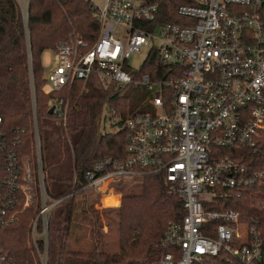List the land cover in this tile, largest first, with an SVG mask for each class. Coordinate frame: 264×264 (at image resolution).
<instances>
[{"label":"built area","instance_id":"1","mask_svg":"<svg viewBox=\"0 0 264 264\" xmlns=\"http://www.w3.org/2000/svg\"><path fill=\"white\" fill-rule=\"evenodd\" d=\"M14 1L28 26L31 0ZM92 6L99 36L90 48L76 35L56 43L45 92L96 74L152 94L145 111L124 121L125 155L96 159L84 188L106 195L119 182L163 173L185 214L169 223L161 243L166 250L154 264H206L221 252L235 264H264V204L249 219L227 204L264 181V166L246 157L248 149L258 152L264 134V0H105ZM143 50L142 65L132 66ZM150 57L161 64L152 67L154 77L142 73ZM34 90L32 77L36 162L26 161L19 184L15 157L7 158L0 226L18 219L13 192L24 191L23 208H36L28 233L35 264H49L50 217L63 199L46 186ZM52 105L66 121L68 102ZM110 120L117 124L119 117ZM0 264L19 263L0 248Z\"/></svg>","mask_w":264,"mask_h":264},{"label":"trees","instance_id":"2","mask_svg":"<svg viewBox=\"0 0 264 264\" xmlns=\"http://www.w3.org/2000/svg\"><path fill=\"white\" fill-rule=\"evenodd\" d=\"M99 32L100 22L91 0H31L28 26L14 0H0V182L8 175L6 160L10 155L15 157L20 170L19 184L26 174V161L36 162L33 77L46 186L54 197L63 199L50 217L49 264H135L136 260L137 264H154L166 250L161 243L169 223L181 221L185 214L181 198L171 189L163 173L134 180L138 191L124 192V181L115 185L123 192L117 210L119 250L103 249L100 239L91 249L68 246L73 213L78 206L76 198L85 197L88 191L84 188L85 172L96 159L125 155L124 129L102 132L104 108L108 107L110 114L119 117L118 125H124L133 113L146 110L145 104L132 101L124 85L115 81L105 83L96 74L90 75L86 83L76 81L71 86L45 92L43 53L53 49L59 40L75 35L90 48ZM160 66L156 57H150L142 73L154 77L152 67ZM143 88L147 90V98L151 96L152 91ZM62 98L68 102L66 121L59 112H49L50 105ZM258 145V152L248 149L246 157L255 158L256 166L261 168L264 166V134ZM13 193L16 195L13 211L18 219L0 226V248L19 264L26 261L35 264L37 259L28 233L36 208H23L24 191L16 189ZM263 199L264 181L244 190L238 200L227 204L249 219L259 213ZM83 210L86 212V208ZM206 264L235 263L227 258V253L221 252Z\"/></svg>","mask_w":264,"mask_h":264},{"label":"rangeland","instance_id":"3","mask_svg":"<svg viewBox=\"0 0 264 264\" xmlns=\"http://www.w3.org/2000/svg\"><path fill=\"white\" fill-rule=\"evenodd\" d=\"M95 5L103 6L105 0H92ZM54 50L48 49L42 55V62L45 67L44 76L46 77L49 68L54 65ZM146 50L136 54L131 59L134 67L142 65L146 58ZM50 85H46L49 88ZM126 93H131L133 102L143 103L147 101V90L142 86L134 89L133 85H124ZM148 94V93H147ZM53 106L52 104L50 107ZM110 111L105 107L101 119L102 132H113L123 128L124 125L113 124L110 120ZM117 121V119H115ZM32 179V178H31ZM125 191H138L139 186H135L134 180L124 181ZM117 186V185H116ZM115 189L113 193L106 195L97 194L88 190L85 197L80 195L76 198L78 206L74 210L72 225L69 232L68 246L73 249H91L95 246L98 239L101 240L102 248L109 251L119 250L120 233L118 230V214L117 210L121 205L122 191ZM33 200L36 199L35 190H32ZM86 199V201L84 200ZM96 200V201H95ZM86 208V212L83 210ZM96 211V212H95ZM100 233V235L97 234ZM137 260L135 264H137ZM139 263H143L140 261Z\"/></svg>","mask_w":264,"mask_h":264},{"label":"water","instance_id":"4","mask_svg":"<svg viewBox=\"0 0 264 264\" xmlns=\"http://www.w3.org/2000/svg\"><path fill=\"white\" fill-rule=\"evenodd\" d=\"M54 110H55V106L53 105L50 107L49 112L52 114V113H54Z\"/></svg>","mask_w":264,"mask_h":264}]
</instances>
